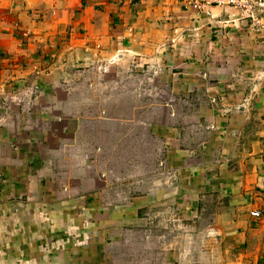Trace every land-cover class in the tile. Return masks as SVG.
Masks as SVG:
<instances>
[{
  "label": "crops",
  "instance_id": "crops-1",
  "mask_svg": "<svg viewBox=\"0 0 264 264\" xmlns=\"http://www.w3.org/2000/svg\"><path fill=\"white\" fill-rule=\"evenodd\" d=\"M210 13L190 0H0V264H117L118 226L146 219L148 199L111 209L103 182L76 169L95 159L85 82L117 56L112 75L136 77L116 98L103 87L102 113L120 128L149 119L181 182L152 193L245 247L264 212V32L234 9Z\"/></svg>",
  "mask_w": 264,
  "mask_h": 264
},
{
  "label": "rangeland",
  "instance_id": "rangeland-1",
  "mask_svg": "<svg viewBox=\"0 0 264 264\" xmlns=\"http://www.w3.org/2000/svg\"><path fill=\"white\" fill-rule=\"evenodd\" d=\"M131 76V71L120 70L112 75L110 70L107 75L97 72L95 80L90 76L88 79L92 82L89 84L93 85L89 87L85 82V101L89 98L97 107L93 117L96 127L85 130L88 136L93 131L97 132L95 141H89V152L94 153L95 159L88 166L76 167L82 176L89 167L95 173V178L103 182L100 185L104 186L103 190L111 192L108 193L112 199L109 202L111 209L130 207L135 213L139 200L146 198L151 202L146 208L145 220L135 219L125 226H118L117 240L113 245L117 264H264V216L256 219L255 226L243 230L246 245L239 248L236 242L227 238L230 235L211 224L210 215L202 220L197 213L187 215L183 210L185 199H179L176 195V198L164 197L161 200L158 195L162 193H152L153 190L172 193L175 188L181 187V182L168 180L165 174L166 144L151 134L149 119L142 121L141 129H137L134 120L120 128L121 119L113 114L116 112L113 108L110 116L102 113L106 108L103 102L110 97L103 87L112 85L111 90H114L112 93L116 98L123 90L120 84L126 86L127 81L134 82L136 76ZM88 94L90 96L87 97ZM92 95H95L94 100ZM117 105L118 102L115 103L118 108ZM136 129L140 132L138 136ZM87 150L85 147L80 151L82 157L89 154ZM172 252L177 256V261L167 260V255ZM178 256H181L180 260Z\"/></svg>",
  "mask_w": 264,
  "mask_h": 264
},
{
  "label": "built area",
  "instance_id": "built-area-1",
  "mask_svg": "<svg viewBox=\"0 0 264 264\" xmlns=\"http://www.w3.org/2000/svg\"><path fill=\"white\" fill-rule=\"evenodd\" d=\"M190 2L208 16L212 8L234 9L238 11L243 21L250 22L257 31L264 32V0H190ZM260 12L263 14L260 15ZM119 58L117 56L113 61L102 63L97 67V72L107 75L112 64L116 63ZM263 216L264 213L260 210L252 212V217L255 219H261Z\"/></svg>",
  "mask_w": 264,
  "mask_h": 264
}]
</instances>
